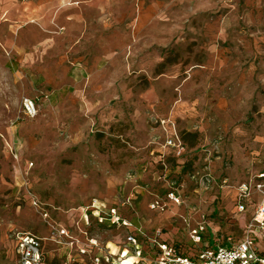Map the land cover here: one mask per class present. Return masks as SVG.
Wrapping results in <instances>:
<instances>
[{
    "label": "rangeland",
    "instance_id": "obj_1",
    "mask_svg": "<svg viewBox=\"0 0 264 264\" xmlns=\"http://www.w3.org/2000/svg\"><path fill=\"white\" fill-rule=\"evenodd\" d=\"M22 2L0 0V11ZM131 4L129 60L95 77L80 98L61 94L51 105L45 99L51 89L38 90L34 118L22 111L28 91L0 57V133L20 158L15 168L0 136V264H16L15 234L49 233L42 212L26 199L31 193L53 216L94 199L131 197L125 213L148 214L149 223L185 252L193 245L179 215H205L220 244L241 237L234 187L264 172V0ZM39 31L46 34L26 30V52L30 41L44 40ZM157 115L175 121L186 146L182 165L169 155L164 167L150 156L151 142L160 140ZM169 192L186 205L150 210L156 196L167 201ZM95 231L126 244L124 228ZM207 240L213 247L208 233L200 246Z\"/></svg>",
    "mask_w": 264,
    "mask_h": 264
},
{
    "label": "crops",
    "instance_id": "obj_2",
    "mask_svg": "<svg viewBox=\"0 0 264 264\" xmlns=\"http://www.w3.org/2000/svg\"><path fill=\"white\" fill-rule=\"evenodd\" d=\"M131 1L24 0L18 5L14 4L12 7L3 9L2 12L0 11V49L6 54L5 56L0 54V57L6 63L10 73L20 79L19 86L22 90L28 91V96H30L28 98L37 101V96L34 94L38 90L48 91L47 88L51 89L52 94L45 92L47 94L45 99L51 105L57 103L61 94L62 96H73L74 94L80 98L82 92H87L93 87L95 77L102 75L105 70L116 66L119 61L127 58V47L132 44L127 25L128 22L132 24L131 19L134 16ZM40 28L46 34L43 35L40 31L38 34L44 36L45 41L43 39L39 42H36L35 39L30 41L31 49L26 52L28 47L22 39L23 35L27 29L37 32ZM57 37H59V41H56ZM49 50L52 52L51 57L48 53ZM129 65L127 62L121 66L126 70V66ZM141 71L144 69L141 68ZM0 136L9 147L11 155L17 157V160L14 159L16 168L20 162L19 155L11 148L7 135L0 133ZM26 199L30 203L29 196ZM104 202L108 205L115 203ZM82 205L65 210L56 216L43 209L42 203L41 209L34 208L40 210V213L42 212L43 221L49 228V233L35 234L44 239L43 249L47 256V264H51L54 260H59L62 264H93L91 256L79 253L82 246L87 247L93 256L106 257V255H110L112 264L119 261H123L124 264L133 262L137 264L138 259L132 256L131 251L127 257L120 256L126 246L124 243L119 244L118 238L104 240L95 231H99L101 227L111 228V226L99 225L92 217L90 226H85L82 222L83 211L80 208ZM123 212L127 215L125 211ZM135 215H128L135 226L143 227L149 233L158 229L149 223L148 214H145L146 217L141 219L139 217L137 219ZM147 218L148 220H146ZM199 219L200 217L193 215L191 226H194ZM51 223L69 229L73 236L81 240V247L58 246L50 241ZM177 225L179 224L177 223ZM124 231L127 236L131 233V230L125 228ZM177 232L178 228L175 227L171 233L176 234ZM206 233L215 246L218 240L210 223ZM90 240L96 241L98 247H92L89 244ZM162 240L170 243L164 237ZM141 243L144 247L142 264H154L156 249L147 242ZM206 245L212 247L209 240L204 244V246ZM102 264L111 263L103 262Z\"/></svg>",
    "mask_w": 264,
    "mask_h": 264
},
{
    "label": "built area",
    "instance_id": "obj_3",
    "mask_svg": "<svg viewBox=\"0 0 264 264\" xmlns=\"http://www.w3.org/2000/svg\"><path fill=\"white\" fill-rule=\"evenodd\" d=\"M22 111L26 117L34 118L39 113V105L35 99L25 97L22 102ZM156 123L160 129L158 135L160 140L151 142L152 146L156 147H152L149 152L150 156L156 158L158 163L164 167H167L166 158L169 155L177 159L179 165H182L186 146L172 116L157 115ZM234 190L236 192L234 207L236 214L240 215L238 224L242 233L241 237L234 239L232 235L228 236L224 243H217L214 247L200 246L209 225L205 215H200L199 221L194 226H191V215H179L188 228L192 248L199 247L197 249L190 248L188 252L181 250L176 244L163 241L161 229H156L149 234L143 227L135 226L130 217L123 212L126 206L132 207L131 197L125 201H117L112 205L97 199L90 201L80 207L83 211L82 222L85 226H90L92 217L99 225L131 230V233L126 237L125 250L120 254L122 258L127 257L131 251L134 258L144 260V247L139 240L143 238L157 251L154 264H264V172L239 183L234 187ZM29 198L32 207L41 209V203L34 194L31 193ZM166 200L156 196L149 204L150 210L165 212L169 208V204L178 207L186 205V202L174 192H169ZM131 212L133 213L132 209ZM76 225L78 227V224ZM43 240L32 233L15 234L13 254L16 264H47ZM49 240L58 246L70 248L82 245L81 240L73 236L69 229L54 223L50 224ZM89 244L92 247H98L96 241L90 240ZM79 253L91 256L93 264L110 262V255H106V257L93 256L85 246L79 249ZM116 264H124V262L119 261Z\"/></svg>",
    "mask_w": 264,
    "mask_h": 264
},
{
    "label": "trees",
    "instance_id": "obj_4",
    "mask_svg": "<svg viewBox=\"0 0 264 264\" xmlns=\"http://www.w3.org/2000/svg\"><path fill=\"white\" fill-rule=\"evenodd\" d=\"M163 116H166V115H163ZM183 142H184V141H183ZM153 161L156 162V164H158V160H157V159H154ZM88 203H89V202H88ZM86 204H87V203H84L83 205H86ZM83 205H82V206H83Z\"/></svg>",
    "mask_w": 264,
    "mask_h": 264
},
{
    "label": "bare ground",
    "instance_id": "obj_5",
    "mask_svg": "<svg viewBox=\"0 0 264 264\" xmlns=\"http://www.w3.org/2000/svg\"><path fill=\"white\" fill-rule=\"evenodd\" d=\"M126 264H128V263H126Z\"/></svg>",
    "mask_w": 264,
    "mask_h": 264
}]
</instances>
